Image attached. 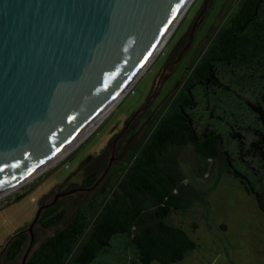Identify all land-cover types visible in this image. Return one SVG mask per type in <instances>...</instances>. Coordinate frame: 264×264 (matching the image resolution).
Wrapping results in <instances>:
<instances>
[{"label":"trees","instance_id":"obj_1","mask_svg":"<svg viewBox=\"0 0 264 264\" xmlns=\"http://www.w3.org/2000/svg\"><path fill=\"white\" fill-rule=\"evenodd\" d=\"M236 3L182 86L164 100L149 132L128 154L120 151L111 170L100 173L91 161L82 186L87 203L71 214L64 203L42 212L25 264H93L118 245L138 264L182 262L197 245L170 221L183 202L166 157L186 148L219 163L264 214V0ZM137 118L125 122L124 147L136 137ZM102 197L99 208L95 202ZM37 232L51 235L38 239ZM29 241L26 234L15 239L0 264L23 260Z\"/></svg>","mask_w":264,"mask_h":264},{"label":"water","instance_id":"obj_2","mask_svg":"<svg viewBox=\"0 0 264 264\" xmlns=\"http://www.w3.org/2000/svg\"><path fill=\"white\" fill-rule=\"evenodd\" d=\"M187 1L0 0V190L89 129L146 64ZM41 212L8 238L0 258L28 234L25 264Z\"/></svg>","mask_w":264,"mask_h":264},{"label":"rangeland","instance_id":"obj_3","mask_svg":"<svg viewBox=\"0 0 264 264\" xmlns=\"http://www.w3.org/2000/svg\"><path fill=\"white\" fill-rule=\"evenodd\" d=\"M236 1L193 0L152 64L88 138L43 172L0 195V250L8 238L33 221L44 200H52L59 190L79 188L82 177L92 169L96 160L101 173L103 169L113 168L119 160L120 151L123 150L125 155L131 151L137 139L149 132L151 122L161 110L164 100L182 86L188 70L205 52L215 33L236 8ZM197 19L192 45L180 63L170 65L156 88L164 64L169 57L173 61L189 42V29ZM181 39L180 49L174 52L173 48ZM149 96L152 98L147 112L138 116L133 125L136 137L128 147L118 140L113 151L112 140ZM166 159L178 176V193L183 202V209L173 214L170 221L184 229L197 245L177 264H264V214L240 182L223 173L219 163L202 160L189 148L173 151ZM118 180V175L110 180V191L115 189ZM88 198L89 192L70 194L62 202L63 207L69 214L74 213L87 203ZM105 198L96 200L99 208ZM37 233L38 239L51 235L49 232ZM126 251V248L118 245L111 256L98 258L93 264H138L130 261ZM14 264H22V260Z\"/></svg>","mask_w":264,"mask_h":264},{"label":"bare ground","instance_id":"obj_4","mask_svg":"<svg viewBox=\"0 0 264 264\" xmlns=\"http://www.w3.org/2000/svg\"><path fill=\"white\" fill-rule=\"evenodd\" d=\"M193 0H188L186 2V4L184 5V7L182 8V10L179 12L177 18L175 19V21L173 22V24L171 25V27L168 29V31L166 32L165 36L163 37V39L161 40L160 44L158 45V47L155 49V51L152 53L151 57L149 58V60L146 62V64L140 69V71L137 73V75L134 77V79L132 80V82L126 87V89L120 94L119 97L116 98V100H114L110 106H108L104 112L93 122V124L89 127V129L80 137H78L76 140H74L72 143H70L68 146H66L64 149H62L60 152H58L53 158L49 159L48 161H46L44 164H42L40 167H38L37 169H35L34 171H32L31 173H29L28 175H26L25 177L15 181L14 183H12L10 186L5 187L4 189L0 190V195L6 193L9 190L14 189L17 186L22 185L24 182L28 181L29 179H31L32 177H34L36 174L40 173L42 170L48 168L49 166H51L52 164L56 163L57 161H59L61 158H63L67 153L71 152L73 149H76V147L78 145H80V143L88 138V136L96 129V127L105 119V117H107V115L113 110V108H115L119 102L123 99V97L128 93V91L135 85V83L140 79L141 75L146 71V69L152 64V62L154 61V59L157 57V55L159 54V52L161 51V49L165 46V44L167 43V41L169 40L170 36L172 35V33L174 32V30L177 28L179 22L181 21V19L183 18L184 14L186 13L187 9L189 8V6L191 5ZM43 172V171H42Z\"/></svg>","mask_w":264,"mask_h":264},{"label":"flooded vegetation","instance_id":"obj_5","mask_svg":"<svg viewBox=\"0 0 264 264\" xmlns=\"http://www.w3.org/2000/svg\"><path fill=\"white\" fill-rule=\"evenodd\" d=\"M197 23H198V21L196 20L195 21V23H194V25L189 29V32H188V36H189V42H187V44L180 50V52L178 53V55L175 57V59L172 61V58L171 57H167L168 58V60H167V62L164 64V71H166L169 67H170V65H176V64H178V62L180 63V61H181V59L183 58V56L184 55H186V51H188V49H189V47L192 45V42H193V31L195 30V27H196V25H197ZM187 34V33H186ZM186 34H185V36H186ZM180 43H182V39H181V41L179 40V42L176 44V46L173 48V50H174V52L175 51H177L178 49H180L179 48V46L181 45ZM171 54V53H170ZM169 54V55H170ZM171 56V55H170ZM185 60V59H184ZM184 62V61H183ZM163 70H162V72H163ZM149 99H150V96H149V98H148V100L146 101V103L141 107V108H139V110H137L136 112H134L133 113V115H131V117L129 118L130 119V123H132L133 122V119H135L136 118V116L138 117V116H140V115H142V114H145L146 112H147V109H148V101H149ZM128 119V120H129ZM127 121V120H126ZM125 121V122H126ZM124 126H125V124H124ZM126 130V126L124 127V129L119 133V134H117V136L116 137H114V139L112 140V150L114 151L115 149H116V144H117V142H118V140H120L121 139V134L124 132ZM85 179V177L83 176L82 177V182L80 183V186H79V188H77V189H74V190H66V191H60L59 190V192L56 194V195H54L53 196V198H52V200H49V199H46V200H44L43 202H42V205H41V208H42V212H44L45 210H48V209H50V208H53V207H55V206H57V205H59L60 203H62L65 199H67L68 198V196L70 195V194H73V193H75V194H77V193H82V192H84V189L82 188V186H83V180ZM48 200V201H47ZM42 212H41V214H42ZM28 225L29 224H27L26 226H24L21 230H23V229H25V228H27L28 227ZM38 225V222H37V224H36V226ZM35 226V227H36ZM35 227H34V229H35ZM26 235H28V234H26ZM29 236V235H28ZM10 246V245H9ZM4 255V254H3ZM2 255V256H3ZM2 258V257H1ZM0 258V259H1Z\"/></svg>","mask_w":264,"mask_h":264}]
</instances>
